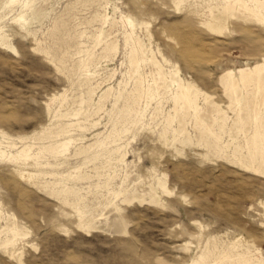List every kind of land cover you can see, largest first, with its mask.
<instances>
[{"label": "rangeland", "instance_id": "374dc122", "mask_svg": "<svg viewBox=\"0 0 264 264\" xmlns=\"http://www.w3.org/2000/svg\"><path fill=\"white\" fill-rule=\"evenodd\" d=\"M0 38V264H264V0H0Z\"/></svg>", "mask_w": 264, "mask_h": 264}, {"label": "bare ground", "instance_id": "6f19581e", "mask_svg": "<svg viewBox=\"0 0 264 264\" xmlns=\"http://www.w3.org/2000/svg\"><path fill=\"white\" fill-rule=\"evenodd\" d=\"M239 1V0H238ZM11 2H12V0H11ZM27 3V2H26ZM233 4V3H232ZM27 5H29V4H27ZM26 6V5H25ZM30 6V5H29ZM28 7V6H27ZM36 11V10H35ZM30 12H32V10L30 11ZM32 14H33V12H32ZM37 15V14H36ZM42 15V14H41ZM35 17V16H34ZM38 18V17H37ZM41 18V17H40ZM17 22L20 24V26H24L25 25V19H24V16L23 15H20V17L17 19ZM28 22V21H27ZM2 38V37H1ZM0 38V41H1V43L2 44H4L6 47H8L9 49H11L12 51H16L15 50V48L12 46V45H10L9 43H6V42H4L3 41V39H1ZM141 51V50H140ZM141 56V55H140ZM142 57V56H141ZM137 58V57H136ZM148 59V58H147ZM149 61V60H148ZM131 62H133L132 60H131ZM155 65V64H154ZM256 67H258V65L256 66ZM159 70V69H158ZM245 70L246 69H239V71H238V73H240V78H239V81H241V84L242 85H245V83H246V81H248V80H246L247 79V75L245 74ZM156 71V70H155ZM155 71L153 72V73H155ZM254 71H255V69H254ZM160 72V71H159ZM152 73V74H153ZM157 73V72H156ZM177 74H178V72H177ZM176 74V75H177ZM227 74L229 75V77H231L230 75L232 74V72H227ZM252 74H253V72H252ZM154 75V74H153ZM175 75V76H176ZM224 75V74H223ZM248 75H250V73L248 74ZM157 76V75H156ZM155 76V77H156ZM225 76H227V75H225ZM239 76V75H238ZM167 78V77H166ZM225 77H223L222 79H224ZM235 78V76H233L232 77V79H234ZM250 78V77H249ZM168 79V78H167ZM231 79V78H230ZM221 80V79H220ZM262 80V79H261ZM260 80V81H261ZM157 81V80H156ZM167 81V80H166ZM223 81V80H222ZM227 81V80H226ZM250 81V80H249ZM178 82V81H177ZM183 82V81H182ZM231 82V81H230ZM251 82V81H250ZM258 82H259V80H258ZM162 83V82H161ZM173 83V82H172ZM174 84V83H173ZM232 85H233V87L235 86L236 87V81L235 80H233L232 81V83H231ZM240 84V85H241ZM261 84H263L264 85V83H261ZM182 85H183V83H182ZM231 85V86H232ZM258 85H260V84H258ZM166 86V85H165ZM225 87H226V85H224ZM175 87H177V86H175ZM196 87V86H195ZM238 87V86H237ZM261 87H263V86H259V88L261 89ZM178 89V88H177ZM225 89V88H224ZM230 89H231V87H230ZM229 89V90H230ZM185 90L186 89H182V92H181V94H185ZM198 90V89H197ZM232 90V89H231ZM262 90V89H261ZM264 90V89H263ZM177 91V90H176ZM176 91H174V93L176 92ZM196 94H197V92H195ZM204 93V92H203ZM229 93H231V92H229ZM233 93V92H232ZM231 93V94H232ZM261 93H262V91H261ZM205 94V93H204ZM207 94V93H206ZM230 94V95H231ZM263 94H264V91H263ZM262 94V95H263ZM175 95V94H174ZM190 95V94H189ZM236 95H237V93H236ZM178 96V95H177ZM186 96H187V94H186ZM238 96V95H237ZM197 97V96H196ZM185 98V97H184ZM234 98V97H233ZM237 98V97H236ZM263 98V97H262ZM261 98V99H262ZM173 99V98H172ZM186 99V98H185ZM197 99V98H196ZM235 99V98H234ZM238 99V98H237ZM260 99V100H261ZM264 99V98H263ZM163 100V99H162ZM187 100H188V98H187ZM209 100V99H208ZM234 101V100H233ZM239 101H241L240 99H239ZM238 101V102H239ZM180 102V101H179ZM190 102V101H189ZM195 102H196V100H195ZM237 102V103H238ZM173 103V102H172ZM185 103H187V102H185ZM192 103V102H191ZM215 103V102H214ZM232 103V102H231ZM208 104V103H207ZM212 104H213V102H212ZM212 104H211V106H212ZM185 105V104H184ZM193 105V104H192ZM191 105V106H192ZM190 106V105H189ZM214 106V105H213ZM253 106V105H252ZM180 107V106H179ZM254 107V106H253ZM180 108H182V107H180ZM193 108V107H192ZM210 108V107H209ZM214 108V107H213ZM198 109V108H197ZM251 109V108H250ZM188 110V109H187ZM190 110V109H189ZM211 110V109H210ZM183 111H185V109L183 110ZM198 111V110H197ZM202 111V110H201ZM204 111V110H203ZM254 111V110H253ZM222 112V111H221ZM212 113V112H211ZM251 113H252V111H251ZM114 114V113H113ZM181 114V113H180ZM214 114V113H213ZM163 115V114H162ZM177 115V114H176ZM198 115V114H197ZM217 115V114H216ZM216 115H214V116H216ZM193 116H194V114H193ZM184 117H186V116H184ZM196 117V116H195ZM199 117V116H198ZM202 117V116H201ZM207 118V117H206ZM210 118V117H209ZM219 118H220V116H219ZM222 118V117H221ZM183 119V118H182ZM216 119V118H215ZM170 120V119H169ZM216 120H218V119H216ZM222 120V119H221ZM167 121V120H166ZM204 121V120H203ZM208 121V120H207ZM206 121V122H207ZM210 121V120H209ZM162 122V121H161ZM202 122V121H201ZM205 122V121H204ZM132 123V122H131ZM183 123V122H182ZM208 123V122H207ZM216 123V122H215ZM72 124V123H71ZM167 124V123H166ZM195 124H197V123H195ZM204 124V123H203ZM200 124H198V126H199ZM208 125V124H207ZM177 126V125H176ZM196 126V125H195ZM203 126H205V125H203ZM202 126V127H203ZM210 126H211V124H210ZM210 126H209V129H210ZM208 127V126H207ZM165 128H166V126H165ZM185 128V127H184ZM206 128V127H205ZM221 128V127H220ZM181 129V128H180ZM167 130V129H166ZM215 130V129H214ZM164 131H165V129H164ZM200 131V130H199ZM204 131H205V129H204ZM207 131V130H206ZM178 132H179V130H178ZM185 132V131H184ZM183 132V133H184ZM202 132H203V130H202ZM174 133H177V132H174ZM182 133V134H183ZM207 132H203V134H206ZM213 133V132H212ZM164 134V133H163ZM180 134V133H179ZM208 134V133H207ZM214 134V133H213ZM216 134V133H215ZM186 135V134H185ZM184 136V135H183ZM199 136H201V135H199ZM203 136V135H202ZM206 136V135H205ZM185 137V136H184ZM209 137H211L212 138V136H209ZM209 137H208V139H209ZM201 138V137H200ZM203 138V137H202ZM210 138V139H211ZM177 139V138H176ZM185 139V138H184ZM190 139V138H189ZM205 139H206V137H205ZM215 139V138H214ZM210 141V140H209ZM178 142V141H177ZM180 142V141H179ZM216 142V141H215ZM64 144V143H63ZM62 144V145H63ZM209 145V144H208ZM212 145V144H211ZM210 147V146H209ZM34 148V147H33ZM214 148V147H213ZM206 150V149H205ZM52 151V150H51ZM50 151V152H51ZM24 152V151H23ZM120 152V151H119ZM26 155V157H27V154H25ZM21 156V155H20ZM9 158V157H8ZM117 175V174H116ZM118 177V176H117ZM160 181V180H159ZM114 182V181H113ZM160 184H161V186L164 188V183H162V182H160ZM118 193V192H117ZM85 206V205H84ZM79 213V212H78ZM7 223V222H6ZM12 228L10 229V232H11V237H7L4 241H2V243L1 244H3L2 246H4L5 245V247L7 246V245H10L11 243L13 244L14 243V240L18 237V236H25V233H22L19 229H20V227H18V224H17V222L16 221H12V223L11 224H9ZM5 226V225H4ZM6 227H7V225H6ZM5 227V228H6ZM3 228V227H2ZM4 229V228H3ZM2 229V230H3ZM8 229V228H7ZM1 230V229H0ZM7 232V231H6ZM8 233V232H7ZM6 234V233H5ZM1 241V240H0ZM11 244V245H12ZM237 247V246H236ZM2 248V247H1ZM238 254V253H237ZM228 260V259H227ZM193 264H197V261L195 262V263H193Z\"/></svg>", "mask_w": 264, "mask_h": 264}]
</instances>
